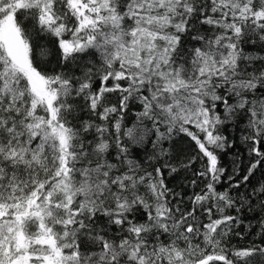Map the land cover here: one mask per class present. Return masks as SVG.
Returning a JSON list of instances; mask_svg holds the SVG:
<instances>
[{
  "label": "snow or ice",
  "instance_id": "snow-or-ice-1",
  "mask_svg": "<svg viewBox=\"0 0 264 264\" xmlns=\"http://www.w3.org/2000/svg\"><path fill=\"white\" fill-rule=\"evenodd\" d=\"M0 264H264V0H0Z\"/></svg>",
  "mask_w": 264,
  "mask_h": 264
}]
</instances>
